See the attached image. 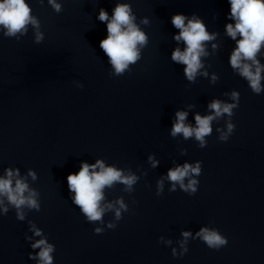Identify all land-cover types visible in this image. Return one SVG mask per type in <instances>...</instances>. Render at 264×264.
Here are the masks:
<instances>
[{"label": "clouds", "instance_id": "clouds-1", "mask_svg": "<svg viewBox=\"0 0 264 264\" xmlns=\"http://www.w3.org/2000/svg\"><path fill=\"white\" fill-rule=\"evenodd\" d=\"M40 5L44 4V0H37ZM48 5L56 12L62 11V5L57 0H47ZM230 4L229 18L235 23L226 24V34L236 42V46L231 52L229 63L231 68L248 81L252 92L259 94L262 91L261 81L264 79V64L257 59L264 48V0H228ZM98 19L106 22L107 36L99 42L100 48L108 58L109 63L114 69L115 75L120 76L126 70H130L129 65L136 64L141 59V48L147 45L148 36L141 30L139 24L136 23L137 17L133 12L131 3H117L113 9L111 18L108 12L101 8ZM187 21V23H186ZM171 23L174 28L179 29V34L174 35L173 39L177 42L183 41L185 48L183 51L179 47L175 48L171 54L172 61L177 64L184 65V74L189 81H194L200 70L204 67L201 57L207 56L205 44L216 39V33H209L205 24L195 15L188 18L183 14H175L171 17ZM140 24H148L147 18H143ZM31 26L35 30V43L39 44L44 39V34L40 29V20L32 14V8L26 0H0V29H3V36L15 38L19 40L26 35L28 28ZM239 36V39L237 37ZM213 49L217 45H212ZM207 75V72L200 73ZM217 79L213 76V81ZM233 100L238 101L239 93L233 91L231 93ZM237 107L236 103H224L215 99L209 103L208 108L211 114L201 116L196 114L195 124L193 127L185 123L188 113L185 111L176 112V120L172 125L171 135L173 137L182 134L185 140L195 137L199 141V147L207 146L205 137L212 133V122L217 121L227 114L228 117L233 116V109ZM235 129L233 123H227V132H221L220 141H227L229 136ZM186 149H182V154H186ZM153 167L156 161L152 160ZM202 170V163L197 161L195 166L184 163L169 169L167 179L172 182L170 192L176 191V184L189 195L195 194L199 181L189 179L185 184L184 180L190 174L199 176ZM27 176L32 180L37 179V175L31 169ZM138 181L135 174H127L116 167L105 166L102 160H97L95 164L82 163L80 170L76 173H70L67 176V185L71 193L74 205L78 206L80 212L84 215L89 223L103 222L102 217L106 211L114 210L117 220L121 219V210L128 211V206L123 199H117L115 208L114 204L107 203L102 206L105 200V188H111L119 183L125 186V191L131 193L134 191L133 185ZM163 193V180L157 183L156 194L159 196ZM39 192L29 187L27 177L20 175L19 169H5L4 176L0 177V208L3 212H8L5 200L8 205L13 206L17 210V218L24 220L25 215L23 208L34 209L40 211V203L38 202ZM117 225L109 223L108 227L114 229ZM32 231L36 236H41V230L32 224ZM96 234H100L103 230L99 227L94 229ZM191 235L190 232H183L182 236L185 240ZM209 248L219 249L225 246L228 241L215 228L202 227L196 234ZM30 239V238H29ZM170 243V241L168 242ZM33 249L39 248L40 251L36 256L29 253L30 259L39 258V264H53V255L55 247L47 242L46 239H39L31 245ZM183 247V242L181 243ZM187 252V249H184ZM173 257H176L175 249H173Z\"/></svg>", "mask_w": 264, "mask_h": 264}]
</instances>
